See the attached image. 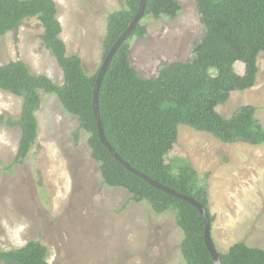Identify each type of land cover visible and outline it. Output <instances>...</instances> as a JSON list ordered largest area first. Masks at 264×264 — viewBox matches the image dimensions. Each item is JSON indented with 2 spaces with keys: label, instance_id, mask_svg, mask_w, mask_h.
<instances>
[{
  "label": "rangeland",
  "instance_id": "rangeland-1",
  "mask_svg": "<svg viewBox=\"0 0 264 264\" xmlns=\"http://www.w3.org/2000/svg\"><path fill=\"white\" fill-rule=\"evenodd\" d=\"M53 1L67 54L80 57L86 74H96L103 61L107 14L123 9L124 0ZM177 1L181 10L176 18L142 19L145 35L130 43L131 65L142 78L156 77L163 64L190 60L204 35L194 0ZM42 34L40 22L32 18L17 35L1 37L0 65L21 60L32 74L61 85L62 72L43 47ZM257 67L254 86L232 92L216 110L228 118L240 106L251 105L264 128V53ZM21 105L20 97L0 91L1 115L17 119ZM36 118L32 151L24 163L10 167L20 132L0 126V250L38 241L48 249L49 264H185L174 212L156 215L145 202H128L126 190L103 185L86 133H78L75 145L78 121L55 95H42ZM169 160L188 162L207 186L215 215L211 237L219 253L237 242L264 249V144H225L180 125Z\"/></svg>",
  "mask_w": 264,
  "mask_h": 264
},
{
  "label": "trees",
  "instance_id": "trees-1",
  "mask_svg": "<svg viewBox=\"0 0 264 264\" xmlns=\"http://www.w3.org/2000/svg\"><path fill=\"white\" fill-rule=\"evenodd\" d=\"M140 1L124 0L123 9L107 14L101 42L103 60L134 19ZM194 2L204 35L194 46L193 57L161 65L154 78L140 77L129 58L132 39L145 35L146 28L140 22L112 57L98 93V114L106 141L129 166L197 201L212 225L215 215L209 210L207 186L200 183L188 162H166V157L174 148L180 125L225 144H264V128L255 117V107L240 106L228 118L216 110L232 92L250 89L256 82L257 58L264 53V0ZM180 10L177 0H147L143 19H174ZM57 14L53 0H0V38L8 33L17 35L25 20L36 18L43 28L42 45L63 75L62 84L57 85L45 75L32 74L21 60L0 65V91L22 99L17 119L0 114V126L18 127L20 132L16 155L8 167L28 158L38 135L36 113L42 95H55L62 109L78 121L74 144L80 131L86 133L101 183L126 190L131 195L128 202H145L156 215L173 211L182 232L179 250L185 264H214L204 244L205 222L197 209L127 171L102 145L93 111L98 72L86 74L80 57L67 54ZM218 256L221 264H264V249L244 242L234 243ZM47 259L48 249L38 241L0 250L1 264H49Z\"/></svg>",
  "mask_w": 264,
  "mask_h": 264
},
{
  "label": "water",
  "instance_id": "water-1",
  "mask_svg": "<svg viewBox=\"0 0 264 264\" xmlns=\"http://www.w3.org/2000/svg\"><path fill=\"white\" fill-rule=\"evenodd\" d=\"M146 2H147V0H141L140 1V5H139L138 11H137L134 19L129 24V26L126 28L124 33L118 38V40L110 48L109 52L106 54V56H105V58L101 64V67H100V69L96 75L95 83H94V90H93V111H94V116H95L96 122H97L99 138H100L102 145L108 150V152L112 155V157L120 165H122L127 171L131 172L135 176H137L140 179H142L143 181L147 182L148 184H150L154 188H156V189H158V190H160L166 194H169L176 199L187 202L197 209L200 217L205 222L204 235H203L204 244H205L207 250L209 251V253L211 255L213 263L214 264H221L220 258L218 256V252L214 246V243H213L212 237H211L212 225L210 224L208 214L205 211V209L202 207V205H200L197 201H195L194 199H192L190 197L183 196V195H181V194H179V193H177V192H175V191H173V190H171L165 186H162V185L154 182L153 180H151L150 178H148L144 174L140 173L139 171H137L134 168H132L131 166H129L109 145V143L105 139V136H104V133L102 130V126H101V122H100V118H99V114H98V93H99L101 83L103 81V78L106 74L107 68H108V66L112 60L113 55L119 49V47L126 41V39L132 34V32L134 31L136 26L142 21L144 11H145Z\"/></svg>",
  "mask_w": 264,
  "mask_h": 264
}]
</instances>
